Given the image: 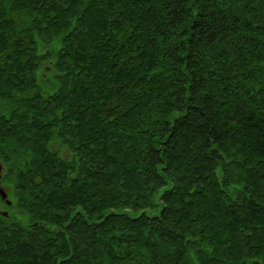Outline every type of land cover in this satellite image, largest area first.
Segmentation results:
<instances>
[{"label":"trees","instance_id":"1","mask_svg":"<svg viewBox=\"0 0 264 264\" xmlns=\"http://www.w3.org/2000/svg\"><path fill=\"white\" fill-rule=\"evenodd\" d=\"M0 164V264H264V0H0Z\"/></svg>","mask_w":264,"mask_h":264},{"label":"rangeland","instance_id":"2","mask_svg":"<svg viewBox=\"0 0 264 264\" xmlns=\"http://www.w3.org/2000/svg\"><path fill=\"white\" fill-rule=\"evenodd\" d=\"M43 51H44V49H40L39 50L40 53H42ZM41 70H43V72H41V71L38 72V84L40 85L42 91L45 94H51L57 88V82H56V79H54V73L53 72H48V70H45V64L42 65ZM45 79H47V81ZM51 147H52L53 150L58 151L63 158H65V159H69L70 158V154H68V152H66L64 150H61L57 144H52ZM2 169H3V167H2ZM0 188H2L6 192L7 198H8V185L5 182L0 180ZM10 198H11V194H9V199ZM2 211L7 212L5 207H4L3 202L0 200V213ZM141 212L142 211H137L135 213H131V215L137 216ZM144 212L149 214V215L152 213V211H150L148 209L145 210ZM7 214H8V212H7ZM7 217H8V215H7Z\"/></svg>","mask_w":264,"mask_h":264},{"label":"water","instance_id":"3","mask_svg":"<svg viewBox=\"0 0 264 264\" xmlns=\"http://www.w3.org/2000/svg\"><path fill=\"white\" fill-rule=\"evenodd\" d=\"M2 171H3V169H2V166L0 164V177H1ZM0 200L3 203H5L7 206H10V204H11L10 201L8 200V198H7L6 192L2 188H0ZM0 214L2 216H4V217H7V215H8L7 212H5V211H2Z\"/></svg>","mask_w":264,"mask_h":264},{"label":"bare ground","instance_id":"4","mask_svg":"<svg viewBox=\"0 0 264 264\" xmlns=\"http://www.w3.org/2000/svg\"><path fill=\"white\" fill-rule=\"evenodd\" d=\"M5 204V203H4Z\"/></svg>","mask_w":264,"mask_h":264}]
</instances>
